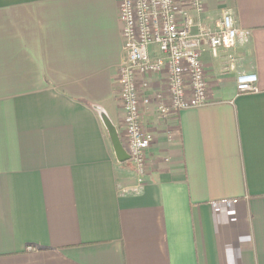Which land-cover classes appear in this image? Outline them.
Instances as JSON below:
<instances>
[{
  "label": "crops",
  "instance_id": "crops-1",
  "mask_svg": "<svg viewBox=\"0 0 264 264\" xmlns=\"http://www.w3.org/2000/svg\"><path fill=\"white\" fill-rule=\"evenodd\" d=\"M118 3L0 0V264H264V0L190 12L237 43L201 54L207 104L143 113L137 192L101 119L122 124Z\"/></svg>",
  "mask_w": 264,
  "mask_h": 264
},
{
  "label": "built area",
  "instance_id": "built-area-1",
  "mask_svg": "<svg viewBox=\"0 0 264 264\" xmlns=\"http://www.w3.org/2000/svg\"><path fill=\"white\" fill-rule=\"evenodd\" d=\"M204 0H119L125 57L118 72V97L129 161L145 178L147 150L153 133L142 123V115L153 108L158 119L181 110L207 104V79L201 60L204 49H231L238 30L231 14L222 16L217 29L196 22L191 11L201 13ZM253 73L236 77V93L257 92Z\"/></svg>",
  "mask_w": 264,
  "mask_h": 264
},
{
  "label": "water",
  "instance_id": "water-1",
  "mask_svg": "<svg viewBox=\"0 0 264 264\" xmlns=\"http://www.w3.org/2000/svg\"><path fill=\"white\" fill-rule=\"evenodd\" d=\"M102 122L107 130V134L115 155V158L118 162H126L129 160V155L126 152L125 148L122 145V142L119 138L118 131L112 122L105 115H101Z\"/></svg>",
  "mask_w": 264,
  "mask_h": 264
},
{
  "label": "rangeland",
  "instance_id": "rangeland-1",
  "mask_svg": "<svg viewBox=\"0 0 264 264\" xmlns=\"http://www.w3.org/2000/svg\"><path fill=\"white\" fill-rule=\"evenodd\" d=\"M123 125L121 124V126L119 125V128H118V135H119V138L121 140V142L123 143V145H126V137L124 136V132H123Z\"/></svg>",
  "mask_w": 264,
  "mask_h": 264
}]
</instances>
